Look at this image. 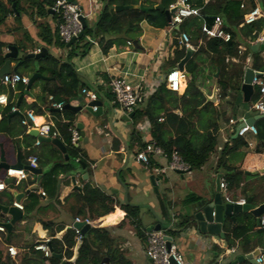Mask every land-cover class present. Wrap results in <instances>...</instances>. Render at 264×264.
<instances>
[{"label": "trees", "instance_id": "trees-1", "mask_svg": "<svg viewBox=\"0 0 264 264\" xmlns=\"http://www.w3.org/2000/svg\"><path fill=\"white\" fill-rule=\"evenodd\" d=\"M173 4L174 0H103L102 11L94 23L86 24L82 36L67 46L59 35L61 17L57 13H49L53 8L54 0H0V27H6L5 32L14 37L12 43L0 41V67L6 61L4 51L13 46L18 51V58L10 59V61L20 64L12 73L25 75L28 78L32 74L38 73L47 78L46 80L37 79L29 91H26V86L22 84H17L14 88L0 86V94L4 93L8 100V104L0 108V135L10 137L13 146L19 143L20 136L26 139L28 141L27 151L25 154L20 153V162L22 165H27L28 158L34 155L37 159V167L44 171L39 182V190L29 191V188L35 183L34 177H28L27 180L16 185L15 180L5 177V171L0 169V178L5 177L4 184L6 185V190L0 192V205L5 207L13 205V193L9 190H17L23 194L20 201L23 208L22 217L18 224L13 226L8 239H6V234L0 233L2 237L0 246L3 244L9 246L15 243V240L18 239L16 231L19 223L26 222L24 230L30 233L31 227L29 228L28 225L35 222L39 223L42 229L47 232L48 244L51 249L49 257H44L41 251L34 249L41 243L39 239L22 242L17 246L22 251L17 260L10 258L0 248V264H61L62 262L64 264H132L112 235L114 229L112 224L117 220L115 217L118 215L117 209L119 208L124 212V217L115 228H122L125 224H129L135 229L140 239H146L140 220L141 207L139 206L116 204L111 197L92 188L89 184H85L81 191H74L64 199V203L68 204L67 212L72 220L80 218L89 221L90 228L83 236L76 234L71 228L66 229L62 223L57 224L52 220L39 219L38 215L48 209L53 202L59 203L57 200L58 177L70 175L78 166L74 161L84 162L81 158V149L75 147V144L71 142L74 113L67 109L58 112L51 108V104L63 103L65 106L78 98L82 88L90 89L69 63L73 56L82 57L91 47L86 41L87 36L94 39L102 53L106 54L117 42L115 39L117 36L123 37L121 41L132 42L137 39L141 34L140 24L142 22L157 29L168 27L166 12L171 9ZM190 4L199 10L200 16L184 19L178 25L176 32V34L185 33L189 38V44L197 46V50L185 66V70L190 74L186 90L182 96L178 97L174 92L168 90L164 83H161L156 91L144 101L141 102L139 99L130 119L129 137L130 142L133 143L135 155L143 150L147 143H152L167 158L173 154L176 155L187 167V171H196L200 170L215 152L218 128L215 121L213 120L214 122L211 123L212 119H210L215 113L212 103L202 97L196 85L197 75L200 73L197 58L205 55L210 59L213 70H218L217 86L220 96L232 95L233 100H236L234 110L238 107L245 110L250 109L252 104L261 97L260 88L255 85L250 101L242 103L239 96H241L240 89L244 72L249 67L259 72L261 75L258 77L264 81V61L259 52L251 51L250 44H245V52L239 53V48L245 43L244 38H248L249 43L253 42L264 29V18H259L251 24H243L244 15L256 6L264 16V0H244V2L243 0H209L208 2L190 0ZM117 6H132V8L115 12L114 8ZM22 17H26L35 27L38 41L34 40L23 27ZM8 18L12 19L10 26L6 24ZM215 18L222 21L224 30L230 35L228 42L207 38L202 33V25L210 27ZM198 41L202 42L200 46H198ZM173 46L175 50L172 58L167 61L169 69L175 67L186 52L184 47L178 48L176 40L173 41ZM51 47L66 49L67 60L64 61L48 52L37 60L24 58L36 49L45 48L47 50ZM36 87L40 88V94L34 95L33 90ZM19 97L21 100L17 105ZM27 97L34 98V102L27 105L25 101ZM50 97L51 100H49ZM170 100L177 104H170L171 108H168L166 103ZM13 106L17 108V112H10ZM176 109L180 110L181 117L173 113ZM25 110H30L37 116L47 113L52 117L54 123L52 131L57 132L56 138L65 145L68 160L65 161L64 156L53 145L45 142H40L39 146L50 148L52 152L50 156L34 154L33 144L36 139L29 136L27 126L21 124L25 118ZM162 115L167 116L165 122H160ZM144 121L149 125L150 139L147 142L142 141V135L136 128ZM166 122L174 128V136H171L172 134L165 129ZM207 122L211 126L208 130L205 127ZM196 125L203 130L202 133L196 130ZM256 137L259 141H264V119L256 122ZM232 142L234 146L231 149L224 147L222 154L225 149L230 152L238 146L245 145L240 137H236ZM112 150L116 153L120 150L118 138H114ZM117 157L121 158L120 154ZM223 159L219 160L217 168L221 167L222 169V179L226 184L227 191L240 189L246 203L256 205L262 202V200L255 202V199L264 197V185H259L254 194L250 192L249 184H243L240 187L242 175L236 171V168L224 164ZM52 162L54 163L49 166ZM151 162L149 158L148 164ZM39 191L44 192L45 195L41 196ZM247 192L250 193L248 196ZM70 200L71 203H69ZM199 201V197L192 195L184 200V203L191 204ZM190 219L191 217L188 215L183 216L178 222L177 228L186 227ZM5 221V214L0 210V223ZM162 229L168 236L173 237L178 233L177 230ZM223 231L228 247H232L234 241L248 244L251 234L259 238L264 236V228L256 227L254 218L248 213L236 215L234 224L229 217H226ZM60 232H63L61 237L56 238ZM78 236H80V244L75 259L71 261Z\"/></svg>", "mask_w": 264, "mask_h": 264}, {"label": "crops", "instance_id": "crops-1", "mask_svg": "<svg viewBox=\"0 0 264 264\" xmlns=\"http://www.w3.org/2000/svg\"><path fill=\"white\" fill-rule=\"evenodd\" d=\"M72 1L80 7L83 15L90 12L92 13V17L85 20L86 24L89 25L94 23L103 8V0ZM205 1L208 2L209 0ZM53 13L54 12L52 11L50 14ZM261 18H264V16ZM48 22L53 25L50 20H48ZM6 24L10 26L12 24V19L8 18ZM22 24L29 32L30 36L38 41L36 39V29L26 17H22ZM140 29V36L132 42L121 41L123 38L121 36L115 37L117 42L113 44L106 54L102 53L99 45L93 39L94 43H89L91 47H89L84 56H73L70 59L69 63L72 65L73 70L81 76L85 83H87L90 88L88 90H93L91 86L96 88L100 95H98V100L101 104L98 106L97 111L93 113L95 115H93L92 112L87 110L89 102L81 91L78 98L69 103L70 106L81 108L80 112H73V130L78 134V140L75 147L81 149V158L84 162L74 161L75 164L78 165L76 169L68 176L60 175L58 177L59 185L57 200L59 203L53 202L48 209L42 211L38 215L39 219L52 220L57 224H64L66 229L70 228L76 218L74 220L70 218V215L67 212L68 204L64 203V199L74 191H81L85 184H89L92 188L98 189L104 195L111 197L116 204L123 203L125 205L141 207L140 220L145 231V237H147V228L157 224L155 216H157L162 222L166 223V228L177 230L178 233L175 236L169 237L172 238L171 245L175 248L176 252L182 256L183 264H231L238 255L244 256L251 254L255 250H264V236L259 238L256 235L251 234L248 244L234 241V245L228 247L226 241V245L222 242L218 243L215 239L198 233L194 228V225L189 223L193 219L195 209L203 202H209L212 200L215 194V177L221 175L220 181L224 182L222 179V169L221 167L217 168L221 158H224V164L226 163L228 166L236 168V171L242 175L243 178L240 187L243 184H249L250 192L254 194L257 192L259 185H264V141H259L256 137V122L264 118L256 120L253 126L249 127L248 131L243 136L237 135L236 128L241 123H244L245 120L257 116V113L253 112L251 109L245 110L241 107L234 110V102L236 100H233V96H220L219 88L216 85L217 78H214V74L218 70H213L208 57L201 55L197 58L200 73L197 75L196 85L204 99L210 98L215 94V101L211 102L215 113L213 112L214 114L210 117V119H212L211 123L215 121L218 127L215 152L210 156L206 164L200 170L196 171L186 170L181 172L178 170H172L170 165L173 157L176 156L174 154L170 158H167L163 153L150 155L149 158L152 162L147 165L138 163L135 160V149L133 143L130 142L129 137L131 130L130 121L125 122L122 119L125 114L114 103V97L109 86L110 82L114 79L123 80L133 88V90H136L140 96L139 99L142 102L145 98L156 91L161 83L165 84L164 78L167 74L173 70H177L181 74V78L179 82V91L174 93L180 97L184 94L188 79L190 78V74L185 70L186 63L197 50V46L189 44V47H186L180 44V34H176L178 26H168L163 29H157L142 22L140 24ZM5 30L6 27H0V41L12 43L14 37L12 34L6 33ZM88 38L92 39L87 36V42ZM174 40L177 41L178 48L184 47L185 50H187V48L191 50L188 59L182 65L181 71L179 70V64L186 56V52L184 57L178 61L175 67L169 69L170 67L167 64V61L172 58V54L175 50V47L173 46ZM243 40H245V43L239 48V53L245 52V44H250V49L252 46L257 45V48L255 50L251 49V51L259 52L264 61V29L255 41L249 43L248 38H244ZM201 44L202 42L198 41V46ZM7 50L4 51L5 54L7 53ZM46 51L64 61L67 60L68 52L66 49L51 47ZM15 64L17 63L10 61L11 73ZM248 68L249 67L246 69ZM185 74H189V77L186 78ZM22 76L26 77L25 75ZM46 79L47 78L44 77V80ZM255 79L259 82H264L259 77H256ZM1 85L2 84H0V86ZM2 86L5 88L10 87L5 85ZM14 87L15 86L10 88ZM92 92L95 91L93 90ZM33 94H40V88L36 87L33 90ZM0 95L5 94L1 93ZM239 97L241 102L245 103L243 101L242 93ZM25 101L26 104L29 105L34 102V98L27 97L25 98ZM170 104H177V102L170 100L166 103V106L171 108ZM27 112L31 111H24L25 114ZM173 113L178 117H181L179 109L174 110ZM34 116V121L29 122V128L27 127V134L32 130L37 131L35 126H39L44 122H50L54 128L53 119L47 113H44L42 116L34 114ZM166 119L167 116L162 115L160 117V122H165ZM165 125V129L172 134L171 136H174V128L172 125L167 122ZM141 126L146 130L145 132H140L142 135V141L147 142L150 139L149 125L144 121L137 125V130H139L138 127ZM205 127H207L208 130L211 126H209L208 123ZM196 130L199 131V133L203 132L198 125H196ZM236 137H240L245 145L238 146L233 149V151L230 150V152H227L225 149L224 154H222L221 152L224 147L231 149L234 146L232 141ZM114 138L120 140V150L118 153L112 150ZM121 139H124L128 145L130 144L132 146L128 162L124 168H122V166L125 161L126 152L123 148ZM18 140L19 143H16L14 148L10 137L0 135V155L1 153L3 154V158L7 165L15 164L17 156L19 158L20 153L25 154L27 151L26 145L28 141L21 136ZM63 146L65 147L64 144ZM54 147L64 156L56 146ZM33 149L35 155L42 154L50 156L52 153L48 147L39 145L35 146V142L33 144ZM118 154H120L121 158L117 157ZM53 163L54 162L50 163L49 166ZM82 165H84V168ZM43 172L44 171L42 170V173ZM84 175L87 177L85 178ZM4 178H0V181L4 182ZM73 181L78 189L73 186ZM18 183L15 181L16 185ZM123 186L126 187V203L124 201L125 190ZM140 186H142V193L139 189ZM131 188H133V194L131 193ZM154 189H156V191ZM9 191L13 194L21 193L13 189ZM40 192L41 191H39V193ZM249 194L250 193L247 192L246 195L248 196ZM192 195L199 197L200 201L198 203L185 204L184 200ZM222 195L223 198L227 200L246 202L240 189H233L231 191H227L226 189ZM261 200L264 202V197H257L255 202ZM71 202L72 201L70 200L69 203ZM257 205L258 203L255 206ZM117 212L118 215L115 217V220H117L112 224V227H114L112 235L116 238L119 247L125 251L126 256L132 264H154L145 256L146 239H140L132 226L125 224L122 228H115L124 217V212L119 208L117 209ZM187 215L190 216L191 219L186 224V227L178 229V222L183 216ZM5 220H10V217L6 214ZM25 224L26 222L19 223L17 229L18 232L16 231L18 239L15 240L14 244L9 246L16 248L20 243L22 244V242L26 241L30 242L35 238L39 239L41 243L48 241L47 232L42 229L39 223H29L28 226L29 228L31 227L30 233L24 230ZM256 227H258V225H256ZM161 232L164 233L165 231L162 229ZM62 233L63 232L58 233L56 238H60ZM165 236L168 235L165 234ZM0 248L2 250L4 249V253L6 254V245L3 244ZM262 255H264V253ZM246 263L250 264L246 260L241 261L238 264Z\"/></svg>", "mask_w": 264, "mask_h": 264}, {"label": "built area", "instance_id": "built-area-1", "mask_svg": "<svg viewBox=\"0 0 264 264\" xmlns=\"http://www.w3.org/2000/svg\"><path fill=\"white\" fill-rule=\"evenodd\" d=\"M176 7L177 9L170 17L169 26L175 27L182 23V21L189 17H198L200 16L199 10L194 8L190 4V0H174V4L171 8ZM54 13L59 14L61 17L62 23L59 25V35L61 40L68 44L72 38L78 37L80 33L83 32L81 27L80 18L83 17L84 20H87L92 17V13H88L83 15L80 7L74 3L72 0H54V5L52 8ZM263 15L260 12L259 8L256 6L253 10L249 13L245 14L243 17V24H251L257 19L261 18ZM202 33L207 38H216L220 39L223 42H228L230 40V35L224 30L222 26V21L219 18H215L213 24L210 27H207L205 24L201 27ZM89 43H94L93 39H87ZM179 42L181 45L189 47V38L185 33H181L179 36ZM40 52L39 49L33 52V54H38ZM181 74L177 70H173L169 74H167L164 78L165 85L168 90L172 92L179 91V82H180ZM28 83V78L24 77L18 73H8L3 75L0 79V84L5 86L13 87L17 84H22L26 86ZM253 84L259 86V93L261 95L260 99L256 101L251 106V110L257 115H264V82H259L256 79L253 80ZM110 91L114 97V103L118 106V108L125 114H129L134 111L137 107V103L139 101V94L136 90H133L128 84H126L123 80L114 79L110 82ZM81 93L87 98L88 102H94L98 100V95L96 92H92L86 88L81 89ZM51 100V97L49 98ZM8 104L7 97L5 95H0V108L4 107ZM51 108L54 110L61 112L63 108V103H52ZM90 111L95 113L98 109L97 106H90ZM10 112H17L16 107H11ZM35 116L31 112H27L25 114V118L21 121V124L28 127L29 122H33ZM0 120H1V113H0ZM29 128V127H28ZM139 132H145L144 127H138ZM37 129L38 136L43 138L54 139L57 137V132L52 131L53 126L50 122H44L39 126H35ZM249 127L244 126L237 131L238 136H243ZM78 140V134L76 131H71V142L72 144H76ZM40 141L36 139L35 146H38ZM161 150L154 146L152 143H147L143 150L138 152L135 155V160L138 163H143L147 165L149 162L150 155H158L161 154ZM28 164L24 166H28L31 168H37V159L36 157H30L28 159ZM10 167L5 170V175L7 178L14 179L17 183L21 181L27 180L30 175L24 169H16ZM172 170L178 171H186V166L181 163L177 156L173 157L172 163L170 165ZM220 190L223 192L226 191V184L225 182L220 181ZM6 190V185L4 182L0 181V192ZM41 196H44V192H40ZM240 203H244L241 201ZM14 207H16L19 211L22 212V205L20 203L13 202ZM8 221L2 222L6 223ZM75 222H84L85 224H89L87 219L80 220L75 219ZM0 223V224H2ZM258 226L264 228V214L258 218ZM72 230L75 231L76 234L80 235L78 230H75L72 226H70ZM0 233L6 234L5 229L2 225H0ZM165 234L163 232H150L147 233L146 237V250L145 256L148 260H151L154 264H169V258L172 257L176 264H183L182 256L176 252L175 248L171 245L170 249L166 247V243L163 239ZM80 241V236L77 237V242ZM36 251H41L44 254V257H49L50 251L48 246L45 243H39L34 247ZM6 254L15 259L18 256V252L15 247L13 246H6ZM254 264H264V255L260 254L254 259Z\"/></svg>", "mask_w": 264, "mask_h": 264}, {"label": "water", "instance_id": "water-1", "mask_svg": "<svg viewBox=\"0 0 264 264\" xmlns=\"http://www.w3.org/2000/svg\"><path fill=\"white\" fill-rule=\"evenodd\" d=\"M13 7H14V5H13ZM131 8H132V6H117L115 8V11L116 12L124 11V10H128ZM176 9L177 8L174 7V8H171L169 11L166 12V18H167L168 22H170V17L175 12ZM49 13H52V10H50ZM80 22H81L82 29H84L86 26V21L84 20L83 17L80 18ZM81 36H82V33H80L78 35L77 39H79ZM75 41H76V38H72L70 40V42L67 44V46H70ZM256 48H257V45H254L251 47L252 50H255ZM46 53H47V51L45 48H40V52L38 54L29 53L24 58H32V59L37 60L40 57H42L43 55H45ZM190 53H191V50L187 48L186 56L183 58V60L179 64V70L180 71L182 70V65L188 59ZM4 57L6 58V61L0 67V79L2 78L3 75L10 73V71H11L10 59H17L18 58V51H17L16 47H13V46L9 47L7 50V53L4 55ZM19 64H20L19 62L17 64H15V66L13 67V71H15L19 67ZM259 75H261L259 72H255L252 69L248 68L245 70L244 76H243V83L241 86V93L243 95V101L245 103H248L250 101V98H251V96L253 94V90H254L253 80L256 77H258ZM217 76H218V71L214 74V78H217ZM185 77L188 78L189 74H185ZM37 79H44V77L38 73L32 74L30 76V78L28 79V83L26 85V91L30 90L32 84ZM216 85H217V82H216ZM91 87L97 93V95H99L96 88H94L93 86H91ZM215 93H216V90H215ZM20 100H21V97H19V99L17 101V105H18ZM206 101L214 102L215 101V94L212 95L210 98H206ZM100 104L101 103L99 100H96L94 102H89L88 106H87V110H89V112H91L89 109L90 106H97L98 107V106H100ZM62 109H67V110H70V111L75 112V113L81 111L80 107L76 108V107L70 106L69 104L63 106ZM133 114H134V112H131V113L123 116L122 119L125 122H129L130 119L132 118ZM93 115H95V114H93ZM261 118H264V115H257L253 118H249V119L245 120L244 123H241L236 128V131H238L239 129H241L244 126L252 127L254 122L258 119H261ZM28 135L33 137V138H36L40 142H46V143L53 144L54 146H56L60 150V152L62 154H64L65 160H68V156L65 154L66 149L63 146V144L57 138L49 139V138L40 137V136H38V132L35 130L30 131L28 133ZM121 142H122L123 148L126 152L125 161H124L123 166H122V168H124L128 162V158H129V154H130L132 146L130 144L128 145L124 139H121ZM9 167L10 166L5 163V160L3 158V154L1 153V155H0V169H3L5 171ZM11 167L16 168V169H24L27 172H29L31 176H34L35 177V183L29 188V191H38L39 190V182H40L41 177H42V169H40L38 167L37 168H31V167L22 165L18 156L16 159V163L13 164ZM82 167L84 168V165H82ZM84 177L86 178L87 176L84 175ZM220 179H221V175H217L215 177V194H214L212 200L209 202H203L202 204H200L199 207L195 209L194 214H193V219L189 223L194 225V228L196 229V231L198 233H200L204 236H207V237H211V238L215 239L218 243L222 242V243H224V245H226L225 244V233L223 231L224 219L226 217H229L231 219L232 223L234 224L236 215H240L242 213H248L255 219L256 225H258V218L264 214V202H260L257 206H255L252 203H246V202L240 203V202H234L232 200L224 199L223 195H222V191L220 190V186H219ZM151 183L153 184L152 181H151ZM72 184L76 189H78L75 186L74 181L72 182ZM123 188L125 190L124 201L126 203V187L123 186ZM154 190L156 191V189H154ZM13 197H14L15 203H20V201L23 197V194L14 193ZM0 210L3 214H6L7 216L10 217V220L8 222L0 224L4 227L5 232H6V239H8V236H9L13 226L16 225L20 221V219L22 217V212L19 211L14 206L5 207V206L0 205ZM155 219L157 220V224L155 226L148 227L147 233L160 232V231H162V228H166L165 222H162L161 220H159L157 218V216H155ZM72 227L75 230H78L80 235L83 236L88 231V229L90 228V225L85 224L84 222H74L72 224ZM163 239L166 243V247L169 250L170 246L172 244V238L169 236H164ZM45 243L47 244L48 249L50 251L51 249L49 248L48 241ZM79 244H80V241L77 242V244L74 248V255H73V258L71 261H73L76 257L77 248H78ZM263 253H264V250H255L254 252H252L251 254H248V255H244V256L238 255L231 262V264H238L239 262L245 261V260L248 261L250 264H254L255 257H257L258 255L263 254ZM149 261L152 262L151 260H149ZM61 264H64V262H62ZM169 264H176L174 262V260L172 259V257L169 258Z\"/></svg>", "mask_w": 264, "mask_h": 264}, {"label": "rangeland", "instance_id": "rangeland-1", "mask_svg": "<svg viewBox=\"0 0 264 264\" xmlns=\"http://www.w3.org/2000/svg\"><path fill=\"white\" fill-rule=\"evenodd\" d=\"M142 186H140L139 187V189L141 190V193H142V188H141ZM131 193L133 194V188H131ZM21 230V229H20ZM18 232V231H17ZM22 237H23V234H22ZM2 237L0 236V239H1ZM16 249H17V251L19 252L18 253V256L16 257V259L18 260V257L22 254V251H20L17 247H16ZM3 251H4V249H3Z\"/></svg>", "mask_w": 264, "mask_h": 264}]
</instances>
